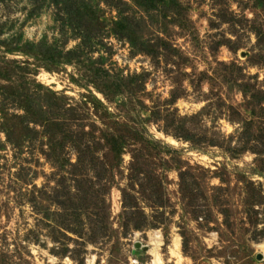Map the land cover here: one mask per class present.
Here are the masks:
<instances>
[{"label":"rangeland","instance_id":"1","mask_svg":"<svg viewBox=\"0 0 264 264\" xmlns=\"http://www.w3.org/2000/svg\"><path fill=\"white\" fill-rule=\"evenodd\" d=\"M261 243L264 0H0V264Z\"/></svg>","mask_w":264,"mask_h":264},{"label":"bare ground","instance_id":"2","mask_svg":"<svg viewBox=\"0 0 264 264\" xmlns=\"http://www.w3.org/2000/svg\"><path fill=\"white\" fill-rule=\"evenodd\" d=\"M157 237V235L155 236V238ZM176 242V241H175ZM262 250H264V244L263 243H261V244H259L258 245Z\"/></svg>","mask_w":264,"mask_h":264}]
</instances>
